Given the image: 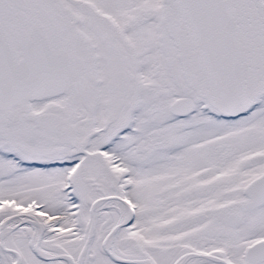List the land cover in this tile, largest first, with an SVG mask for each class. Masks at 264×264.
<instances>
[{"label": "snow or ice", "instance_id": "snow-or-ice-1", "mask_svg": "<svg viewBox=\"0 0 264 264\" xmlns=\"http://www.w3.org/2000/svg\"><path fill=\"white\" fill-rule=\"evenodd\" d=\"M0 264H264V0H0Z\"/></svg>", "mask_w": 264, "mask_h": 264}]
</instances>
